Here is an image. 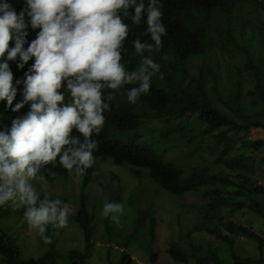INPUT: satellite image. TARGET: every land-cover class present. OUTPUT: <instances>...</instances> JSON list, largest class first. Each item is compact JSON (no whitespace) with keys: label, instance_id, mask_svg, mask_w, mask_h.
<instances>
[{"label":"rangeland","instance_id":"374dc122","mask_svg":"<svg viewBox=\"0 0 264 264\" xmlns=\"http://www.w3.org/2000/svg\"><path fill=\"white\" fill-rule=\"evenodd\" d=\"M240 5L242 11L239 12V21H242V24L235 29L233 35L242 48L236 47L231 37L211 35L208 49L204 53L179 63V66L183 68L179 70L177 81L186 84L192 81L195 84L194 79H196L203 82L206 96L214 108L226 112L237 124L244 123L246 119L235 115L232 112L233 107L226 106L225 101L226 95L241 87L243 88L240 96L241 113L252 120L259 119L264 122V102L258 96L249 94L256 90L253 75L256 70L255 66L258 65L264 70V43L259 39L255 26V20L258 19L264 30V11L252 13L251 6ZM242 25L247 28L243 35H241ZM204 57V63L209 67V71L215 74L216 80L210 79L206 74L202 78L204 72L200 61ZM248 62L249 66H247ZM168 63L170 69H177L175 63H171L170 60ZM142 108L145 116L147 115V121L144 122L140 134L143 131L147 133L148 136L144 135V137L147 138L148 144L164 159L174 161L185 172L196 168L221 179L238 181L239 173H242L264 187V146L258 149L251 146L252 140L264 137L262 127L253 125L248 130L243 129L238 132L230 129L228 133L233 134L234 143L229 152L225 153V148L218 144L213 133L201 135L200 131L206 128V124L198 122L194 114L167 127L159 118L151 117L146 107ZM3 111L4 100L0 101V116ZM180 125L194 129L189 135L195 138L192 142L182 139L181 132L177 130ZM226 128H229V125L217 131ZM161 131L165 133L172 131V133L165 139L162 138ZM116 136L126 139V135L112 132V137ZM236 155L247 158L244 161L246 169L240 172L234 171L225 163L216 161L218 157L230 160ZM100 168L103 169H99V173L94 175L85 190L87 208L93 213L92 224L94 226L90 255L86 258L87 264H120L125 254H129L131 259V262L126 264H195L193 252L198 245H201V250L197 255L207 254L203 258V261H206L204 264H213V260L210 259L213 252L232 262L234 260L231 256V247L206 230L209 226L220 223L224 225L227 221L239 223L264 238V218L248 207L241 206L235 210L225 208L222 214L207 217L205 206L209 199L203 191L176 195L163 189L148 176L147 169H138L129 164L115 165L104 161L100 163ZM132 169L141 172L142 177L137 175L135 178L132 175ZM32 183L40 192L41 198L47 194L49 199H60L61 206L68 205L70 214L67 227L52 228L55 248L62 254L60 258H65L67 256L65 254L70 249L83 250L84 230L75 220L78 194L83 189L82 176L68 173L51 181L44 177L43 179L37 178ZM218 186L223 191L236 190V186L233 185L227 188L218 183ZM228 196L233 199V202H244L251 198L262 201V198L252 192L246 195L236 194L235 197L234 193H231ZM106 202L124 205L119 226L112 222L110 216H103V206ZM6 209L5 215H1L2 209L0 210V227L8 233L10 239L18 247L21 257L23 259L38 257L46 252L48 244L44 243L35 230H30L24 221V209L14 210L10 203L6 205ZM200 210H202V215H200ZM220 216L222 220L218 218ZM224 230L230 234L226 229ZM231 237L235 241L232 250L239 257L246 259V264H252V259L260 257L261 249L257 239L232 234ZM173 244L179 245L186 251L189 256L188 263L172 258L170 248ZM262 249L264 253V247ZM151 250L155 253V260L150 257ZM66 263L69 261L63 262V264Z\"/></svg>","mask_w":264,"mask_h":264},{"label":"clouds","instance_id":"9594fccd","mask_svg":"<svg viewBox=\"0 0 264 264\" xmlns=\"http://www.w3.org/2000/svg\"><path fill=\"white\" fill-rule=\"evenodd\" d=\"M132 7L134 14L129 11ZM145 12L147 29L142 35H150L153 42H142L139 36L133 41L141 60L129 71L123 53L131 29L124 18L140 25ZM26 15L31 28L40 29L27 48ZM162 17L159 0H149L147 6L144 0H26L19 13L8 0L0 3V101L6 100L13 112L30 103L25 115L0 130V206L23 208L28 228L44 243H51L49 225L67 227L70 211L60 199H49L47 194L41 198L32 181L43 179L38 174L49 165L76 176L93 167L99 146L93 136L102 132L115 93L134 85L126 96L135 104L150 93L152 78L160 72L152 56L161 51L162 37L167 35ZM17 58L21 69L32 58L34 63L25 79L14 81L8 61ZM20 83L23 100L13 107ZM65 84L70 92L67 103L61 91ZM49 173L56 175L51 169ZM123 212L122 203L103 206V216H110L117 226Z\"/></svg>","mask_w":264,"mask_h":264},{"label":"trees","instance_id":"16d2710c","mask_svg":"<svg viewBox=\"0 0 264 264\" xmlns=\"http://www.w3.org/2000/svg\"><path fill=\"white\" fill-rule=\"evenodd\" d=\"M4 0H0L3 3ZM14 9L19 13L26 7V0H8ZM139 3L140 0H137ZM145 5L149 3V0H144ZM240 4H247L251 6L252 13H260L264 11V0H159V6L163 12L162 22L164 23L167 35L162 37L163 46L159 53L153 54L152 58L160 64V72L153 76L152 87L149 94H142L140 99L135 104H131L127 101L126 92L130 87L134 85H127L119 92L115 93V99L111 104L112 110L105 112L106 121L102 132L97 136L94 134L93 138L98 141V149L94 151L95 164L92 168L86 170L84 177L82 176L83 186L80 194H78L79 200L76 204V216L75 220L84 230L85 246L83 250L70 249L65 254V258L61 259L62 254L55 248V238L52 233L51 225L48 226L47 235L51 237V243H48V249L42 255L38 257H30L23 259L21 257L20 250L10 239L8 233H5L0 227V256L1 264H63L65 260L69 263L66 264H87V256L90 255L92 246V233L94 226L92 224V212L87 208V199L85 190H87L90 180L94 177L93 173H99L100 163L109 161L115 165L129 164L138 169H147V174L156 183H158L163 189L174 193L176 195H182L186 193H199L201 191L208 197L209 202L205 206V213L207 217L212 215L222 214L225 208L237 209L241 206L248 207L260 217L264 218V187L257 184L248 175L239 173L240 179L233 181L229 179H221L218 176L201 172L200 170L193 168L192 170L185 172V170L179 167L174 161L164 159L162 155H158L155 150L148 144V136L145 131L140 134V130L147 121V115L145 116L142 107H146L150 111L151 117L159 118L167 127L174 122H181L184 117L195 115L196 119L200 123H205L206 128L202 129L201 135L213 133L219 145L225 148V153L229 152L231 146H233L234 140L233 134H229V130L232 129L235 132L240 130H248L253 125L260 126L264 129V122L259 119L252 120L247 118L241 113L240 109V96L243 88L238 87L237 90L229 95H226V106L233 107L232 112L235 115L244 117L246 121L242 124H237L230 115L226 112L214 108L210 100L206 96L204 89V83L200 80H195V84L190 81L188 84L178 82L179 70L183 67L179 66L183 60H186L192 56H198L204 53L209 46L210 36L217 37L224 35L225 37H231L230 39L235 43L239 49L242 46L237 42L236 37L233 35L235 29H237L242 21L240 19V13L242 10ZM240 5V6H239ZM239 6V7H238ZM238 10V11H237ZM134 14V7L129 10ZM125 22L130 25V33L125 41V51L123 53V63L129 71L135 70L139 64L141 58L135 54L133 41L139 36L142 42L152 43L150 35L144 36L147 29V13L140 25L132 23L130 18H124ZM25 21L28 23L27 28V48L30 42L37 37L40 29H32L30 26V18L25 16ZM255 26L259 34V39L264 43V30L259 23V20H255ZM243 35L247 28L241 26ZM14 40L11 42V46H14ZM147 55V53H145ZM167 57V59H164ZM175 63L177 69L172 70L168 66V61ZM205 57L201 59L202 71L210 79L214 78L215 74L209 71V67L204 63ZM178 61V62H176ZM10 68L14 74V81L25 79V73L28 72L31 65L34 63V58L30 59L24 68H19L17 65L20 63L19 58L8 61ZM249 62L247 66H249ZM256 70L253 72L256 90L250 92L252 96H258L262 102H264V70L258 65L255 66ZM202 73V72H201ZM161 74L163 79L160 78ZM193 84V85H192ZM17 96L13 102H22L23 100V83L17 84ZM61 91L65 94V103L70 99V92L66 89ZM142 108V109H141ZM30 110V103L25 106L19 112H13L7 107V102L4 100V111L0 116V130L11 127V121L18 117L25 115ZM163 118V119H162ZM225 130L218 129L228 126ZM182 134V139H186L192 142L195 138L189 136L194 130L186 125H180L177 129ZM112 132L121 135H126V139L121 136L112 137ZM172 131H161L162 138L167 139ZM78 135V133H75ZM139 136V137H136ZM135 137V138H133ZM82 139V137H81ZM129 142H126V141ZM251 146L258 149L264 146V137L251 141ZM247 158L242 155H236L232 159L228 160L224 157H218L217 162L225 163L228 167L234 171H242L246 169L245 160ZM49 169L55 172L56 175H50ZM48 181L54 180L61 175H67L68 172L63 167L57 165L53 168L51 165L42 169L39 173ZM132 175L137 178L141 175L138 170L132 169ZM231 182V183H230ZM218 183L223 184L224 187L236 186V190L230 192L228 190L223 191ZM257 194L262 198L259 201L255 198H251L244 202H233V199L228 196L231 193L246 195L251 193ZM233 197V198H234ZM1 215L7 213L6 205L0 206ZM200 210V215H202ZM222 220V217H218ZM199 229V228H198ZM228 231L230 234L225 232ZM209 233L215 235L222 242L228 244L231 247L233 256L232 262L228 258L220 257L216 252L211 253L210 259L213 260V264H246L247 260L238 256V254L232 250L235 244L232 235H242L255 238L258 241L260 250V257L258 259H252V264H264L263 236L251 232L247 227L242 226L234 221H227L226 223L216 224L215 226H209L206 229ZM201 250V245L194 248L195 264H204V255H197ZM170 254L174 260H181L184 263H188L189 256L186 251L179 245L173 244L170 248ZM210 254V253H209ZM150 257L155 260V253L150 251ZM130 263L131 259L129 254H125L120 264Z\"/></svg>","mask_w":264,"mask_h":264}]
</instances>
